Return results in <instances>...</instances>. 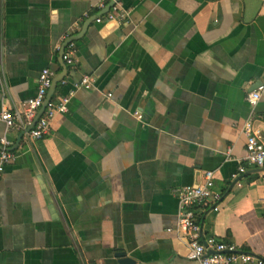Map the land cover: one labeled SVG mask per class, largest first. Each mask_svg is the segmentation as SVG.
Returning a JSON list of instances; mask_svg holds the SVG:
<instances>
[{
    "label": "crops",
    "instance_id": "crops-1",
    "mask_svg": "<svg viewBox=\"0 0 264 264\" xmlns=\"http://www.w3.org/2000/svg\"><path fill=\"white\" fill-rule=\"evenodd\" d=\"M110 1L0 0V111L35 94L45 66L64 73L51 98L68 97L41 137L8 133L0 264H119L121 250L132 264H198L174 189L206 169L222 197L203 237L264 259V168L243 159L242 131L261 85L264 142V0H119L121 20L105 16Z\"/></svg>",
    "mask_w": 264,
    "mask_h": 264
},
{
    "label": "built area",
    "instance_id": "built-area-1",
    "mask_svg": "<svg viewBox=\"0 0 264 264\" xmlns=\"http://www.w3.org/2000/svg\"><path fill=\"white\" fill-rule=\"evenodd\" d=\"M127 11L121 6L119 0H115L106 12L108 19H124ZM101 15L96 17L101 20ZM69 36V35H68ZM75 43L70 40L63 51L62 59L66 64H72L74 59ZM54 76L53 70L42 67L37 76L36 92L33 96L25 99L20 107H3L0 111V119L4 122L6 133L0 135V173L6 163L12 160L14 154L10 148L13 140L8 136L12 130L23 131L22 135L30 138H39L48 131L50 119L55 111L64 112L67 109V96L59 100L48 99L45 102L48 88ZM92 76L83 75L79 81L86 87L91 85ZM261 85L249 91L246 99L251 107L249 115L244 119L242 131L245 134V153L243 159L250 164L264 168V142L262 129L256 123L254 106L260 96ZM45 103L43 110L32 123L40 107ZM138 115V113H137ZM28 125H31L29 128ZM22 137V136H21ZM245 171V166L239 164L233 176ZM178 199L177 228L187 238L189 250L188 256L196 259L198 264H233L238 261L264 264V259L241 249L240 247L218 240L211 236L204 238L200 217L207 209L218 208L222 192L215 187L214 172L206 169L202 173V182L197 184L183 185L174 189Z\"/></svg>",
    "mask_w": 264,
    "mask_h": 264
},
{
    "label": "water",
    "instance_id": "water-1",
    "mask_svg": "<svg viewBox=\"0 0 264 264\" xmlns=\"http://www.w3.org/2000/svg\"><path fill=\"white\" fill-rule=\"evenodd\" d=\"M114 1H115V0H111V1L108 3V5H107V9L112 5V3H113ZM97 16H98V14L94 15L93 18H96ZM85 27H86V23L84 24L82 31L84 30ZM82 31H81V32H82ZM79 34H80V33L69 35V36H67V37L63 40V42H62V44H61V46H60V48H59V53H58V55H59V56H58V59L63 63V65H65V64H64V61H63V59H62V54H63V51H64V48H65L66 44H67L70 40H74L75 38H77V37L79 36ZM63 76H64V73H63V72H59V73H57L56 75L53 76L52 81H51V84H50V86H49V88H48V91H47V95H46V98H45V102H46L48 99L51 98V94H52V92H53L54 87L56 86L57 82L60 81V80L63 78ZM44 106H45V103H44V104L40 107V109L38 110V112H37L36 116L34 117L32 123L36 120V117H37L38 114L43 110ZM30 126H31V125H28L27 128H29ZM22 134H23V131H20V132L18 133V135H17V137H16V143H18V141L20 140ZM15 145H16V144H15ZM10 148L12 149V147H10ZM115 255L118 256V263H119V264H132V263H134V259H133L132 257L126 255L125 251H122V250H121V251H116V252H115Z\"/></svg>",
    "mask_w": 264,
    "mask_h": 264
},
{
    "label": "trees",
    "instance_id": "trees-1",
    "mask_svg": "<svg viewBox=\"0 0 264 264\" xmlns=\"http://www.w3.org/2000/svg\"><path fill=\"white\" fill-rule=\"evenodd\" d=\"M202 217V216H201ZM201 217H200V219H201Z\"/></svg>",
    "mask_w": 264,
    "mask_h": 264
}]
</instances>
